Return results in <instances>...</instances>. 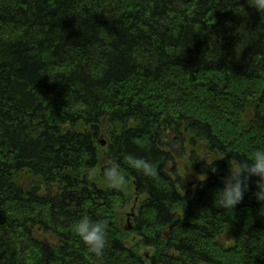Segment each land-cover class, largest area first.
Listing matches in <instances>:
<instances>
[{
	"label": "trees",
	"instance_id": "1",
	"mask_svg": "<svg viewBox=\"0 0 264 264\" xmlns=\"http://www.w3.org/2000/svg\"><path fill=\"white\" fill-rule=\"evenodd\" d=\"M257 147L264 18L248 0H0V264H264L258 177L234 210L214 204ZM86 213L106 225L102 259L74 230Z\"/></svg>",
	"mask_w": 264,
	"mask_h": 264
},
{
	"label": "clouds",
	"instance_id": "2",
	"mask_svg": "<svg viewBox=\"0 0 264 264\" xmlns=\"http://www.w3.org/2000/svg\"><path fill=\"white\" fill-rule=\"evenodd\" d=\"M248 4L264 18V0H248ZM245 157L246 159H236L235 164L230 162V174L222 177L224 186L215 192L214 204L224 210H234L244 200L252 178L258 177L253 195L260 203L259 215L264 216V147H257ZM123 162L145 178L155 179L158 175L156 165L149 158L126 153L123 155ZM93 175L94 171H90L89 178ZM103 178L109 188L122 189L126 184V177L117 161L108 162ZM74 230L90 254L101 259L105 256L108 233L103 222L86 213L75 221Z\"/></svg>",
	"mask_w": 264,
	"mask_h": 264
},
{
	"label": "rangeland",
	"instance_id": "3",
	"mask_svg": "<svg viewBox=\"0 0 264 264\" xmlns=\"http://www.w3.org/2000/svg\"><path fill=\"white\" fill-rule=\"evenodd\" d=\"M134 200L135 204H136V199H132V201ZM138 202V199H137ZM139 203V202H138ZM137 203V205H138ZM134 203L129 205L128 207H126L124 210L121 211V225L125 228V230L129 231L132 230V228H134V220L136 217V208L137 205H135ZM165 237H168V234L165 233ZM132 238H135L134 235L132 236ZM136 240L133 241H129V245L133 246ZM153 253V250L149 249V248H141V255H145L144 257H146L147 259H149L151 257Z\"/></svg>",
	"mask_w": 264,
	"mask_h": 264
},
{
	"label": "bare ground",
	"instance_id": "4",
	"mask_svg": "<svg viewBox=\"0 0 264 264\" xmlns=\"http://www.w3.org/2000/svg\"><path fill=\"white\" fill-rule=\"evenodd\" d=\"M168 234V233H167Z\"/></svg>",
	"mask_w": 264,
	"mask_h": 264
}]
</instances>
